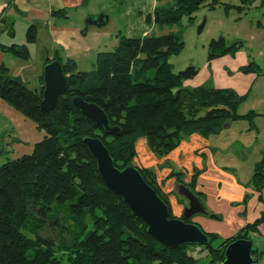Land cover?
<instances>
[{
	"label": "trees",
	"instance_id": "16d2710c",
	"mask_svg": "<svg viewBox=\"0 0 264 264\" xmlns=\"http://www.w3.org/2000/svg\"><path fill=\"white\" fill-rule=\"evenodd\" d=\"M206 1L173 0L172 5L155 9L154 22L158 26L174 24L187 16L193 23L194 14ZM254 2L241 0L239 10H249ZM213 3L209 5L211 9L220 0ZM66 13L59 10L54 15L67 18ZM147 21L152 22L151 15ZM37 36V28L29 27L27 43H35ZM243 46L241 40L231 43L223 38L212 40L208 60L234 55ZM0 48L22 60L31 57L27 44H0ZM183 48L179 33L121 37L114 51L98 53L96 69L92 72L79 71L74 59L63 60L60 54L54 55L52 60L61 62L67 78V97L81 96L99 105L111 125L120 126L117 136L107 134L63 97H59L52 112L44 111L41 108L45 90L43 75L40 89L32 90L11 77L6 66H0V98L45 133L31 154L0 166V264H67L57 257L52 240L39 235L44 224L37 223L33 212L46 218L53 213V219L62 215L72 221L77 232L71 234L74 250L68 254V264H199L200 258L194 252L201 247L207 251L205 257L209 264H223L230 243L252 240V234L259 233L264 212L232 237L221 238L205 232L210 238L208 245L164 246L133 216L122 198L106 187L95 158L83 142L88 136L100 137L115 165L124 169L135 166L137 142L142 138L155 155L165 157L192 135L204 138L219 135L229 123L236 121H247L250 130L258 132L255 124L258 114L239 113L245 96L208 85L183 87V78L174 73L169 62ZM50 61L47 58L45 65ZM242 70L258 72L261 67L251 63ZM151 71L155 73L150 78ZM138 169L169 206L170 218L176 217L169 195L163 192L155 172L149 168ZM201 172L196 170L189 183L185 182L183 172H172L170 176L198 197L206 210L201 216L221 220L220 215L207 208L206 195L197 191ZM248 186L260 193V200L264 202V157L255 165ZM183 199L180 197L181 202ZM87 216L93 220L94 230H88ZM194 217L186 220L183 215L181 219L193 222ZM214 242L217 244L213 245ZM61 245L62 242L59 249ZM252 253L258 256V261L263 255L254 248Z\"/></svg>",
	"mask_w": 264,
	"mask_h": 264
},
{
	"label": "crops",
	"instance_id": "0c3cea01",
	"mask_svg": "<svg viewBox=\"0 0 264 264\" xmlns=\"http://www.w3.org/2000/svg\"><path fill=\"white\" fill-rule=\"evenodd\" d=\"M86 1L88 0H54V2L52 0H0V44L7 46L27 44L30 50L26 34L31 26H35L38 30L35 44L44 35L51 39L50 49L45 43L44 55L40 58L37 70L32 75L33 90L40 89L42 85L41 77L47 58L52 60L55 54H60L63 60L74 59L71 44L80 36L82 27L56 22L54 18L65 19L66 17L55 16L54 12L66 10L68 18V9L80 8ZM137 1L139 12L146 16L144 20L138 22L133 35L120 32V38H143L146 35H154L151 33L153 27L157 26L154 22V12L157 7L164 4L160 3V0ZM55 6L56 9H54ZM252 9H264V0H255ZM150 15L152 22L148 23L147 17ZM19 24L21 33H18ZM18 35L21 42L17 41ZM258 36H261L259 40L264 45L263 21L256 22L253 35L245 40L250 43L248 47L243 46L234 55H226L212 61L206 60L204 69L199 74L194 70L190 77L183 80V87L186 88L208 85L216 89H231L238 95L245 96L246 100L240 106L239 113L245 115L251 111L256 112L258 117L255 119V124L258 132L250 130L247 121H243L245 124H241L242 121H236L229 123L219 135L209 138L198 134L192 135L165 157L155 155L149 149L146 139L142 138L137 142V156L134 160L136 167L149 168L155 172L162 190L169 195L175 214H182L186 205L176 194L179 184L175 177L170 176L171 173L183 172L186 175L185 181L189 183L195 171L201 170L197 180V191L206 195L207 208L223 217L222 225L226 231L224 237L227 238L237 234L247 224L256 221L264 212V202L260 200V193L248 186L255 165L264 157V51L251 46L253 42L258 41ZM30 53V59L23 60L26 63L33 59L31 50ZM258 58L262 60L261 65L257 64ZM20 60L22 59L0 48V66H6L11 77L29 87L20 75L13 72L14 68L24 67L20 66L18 62ZM251 63L261 67V70L244 72L242 69ZM0 114L4 121L0 129V156H4L8 161L31 154L35 145L45 137L41 134L42 131L39 132L34 122L28 120L1 98ZM196 217L199 218L197 221L194 219L196 224L203 225L211 232H217L209 228L212 226L210 221L212 219L201 215ZM252 241L254 249L259 252L264 250L262 249L264 223L259 227V233L252 234Z\"/></svg>",
	"mask_w": 264,
	"mask_h": 264
},
{
	"label": "rangeland",
	"instance_id": "374dc122",
	"mask_svg": "<svg viewBox=\"0 0 264 264\" xmlns=\"http://www.w3.org/2000/svg\"><path fill=\"white\" fill-rule=\"evenodd\" d=\"M52 1L54 2V0ZM161 2L164 4L163 6L173 4V0H160V3ZM213 2L214 0L206 1V4L194 14L195 21L193 23H190L189 18L185 16L180 22L161 26L157 25L152 29L151 33L157 36L170 33L181 34L184 41V48L179 55H174L169 60L174 73L177 75L181 76L191 68H195V73L199 74L200 71L204 69V63L208 60L209 44L212 40H220L223 38L226 42L231 43L238 39L244 41L245 48L248 47L250 43L245 40L253 35L254 30H256V22H264V9H252V5L250 8L251 10L244 9L240 11L239 7L242 6L241 0H220V3L215 5L214 9H211L209 5L211 3L214 4ZM226 5L229 7H226ZM138 8L139 2L137 0H126L125 2L124 0H88L83 3L80 8L68 9V18H54L58 23H66V25L69 26L77 25L78 27H82L80 30V36L76 38V40H73L71 44V52L74 55L73 58L77 62L79 71H94L96 69L98 53L114 51L119 45L120 32L122 34L128 33L132 35L136 32L135 28L138 26V22L144 20L146 16L145 14H141ZM54 9H56V6ZM102 15L108 17L106 24L101 27L89 26L88 31L84 33L87 20ZM204 20H206V24L202 32L199 33L198 28L202 25ZM20 27L21 25L19 24L18 33H21ZM260 37L261 36H258V41L253 42L251 46L255 49H261L264 51V45H262L260 42L261 40H259L261 39ZM17 41H22L19 35ZM50 41L51 39L48 38L47 35H44L38 40L37 44L31 43L30 50L33 52L32 61L26 63L25 61L20 60L18 61L20 62L19 64H21L20 66L24 67L13 69L14 74L20 75L23 81L27 83L32 90L34 89L32 75L36 72L38 62L40 61V58H42V55H44L45 43L49 45L48 48L51 47ZM258 46H260V48H258ZM256 61L257 64H262V60L259 58ZM154 73V71H151L148 73V77H153ZM194 76L195 74L193 77ZM3 124L4 121L1 119L0 114V129ZM241 124L245 123L242 121ZM41 134L45 135L44 132H41ZM6 161L7 160L4 156H0V166L5 164ZM230 171H232V169H230ZM177 191L176 194L179 195ZM178 197L180 200V197L183 196L179 195ZM183 202L188 206V200L186 198L185 200L183 199ZM32 214L39 220H37V223L44 224L43 228L38 231L39 235L52 240L57 257H60L68 264V254L74 250V242L71 234L72 231H76L72 221L62 215H58L57 218L53 219V213L49 214L48 218L39 213L33 212ZM173 214L178 218L183 216V213L175 214L174 211ZM221 218V220H210L212 226L209 228L217 232H211L203 225H198H200L203 231L208 234L214 233L218 234L221 238H227L224 237L226 231L222 225L224 223L222 221L223 217L221 216ZM194 219L195 221L199 220L198 217H194L193 222ZM85 222L89 231L94 230L93 220L90 216L85 218ZM27 233L31 234L33 232L28 231ZM61 242L62 245L59 249ZM216 244L217 242H214L213 245ZM262 249H264V247H262ZM261 252H263V255L260 260L254 264H264V250ZM206 254L207 251L203 247L195 250L194 255L200 258L199 264H209V260L205 257Z\"/></svg>",
	"mask_w": 264,
	"mask_h": 264
},
{
	"label": "water",
	"instance_id": "95a60500",
	"mask_svg": "<svg viewBox=\"0 0 264 264\" xmlns=\"http://www.w3.org/2000/svg\"><path fill=\"white\" fill-rule=\"evenodd\" d=\"M108 21L107 16L89 18L86 22L85 32L89 26L101 27ZM206 20L198 28L201 33ZM195 68L189 69L181 76L190 77ZM44 94L41 108L52 112L56 107L59 97L65 98L76 110L91 119L97 126L102 127L107 134L119 135L120 126H112L105 111L94 102H87L81 96L67 97V78L61 62L51 60L43 68ZM84 144L95 158L98 172L106 187L120 196L129 207L133 216L141 220L148 233L169 248L180 245L205 246L210 244L209 236L200 225L186 222L184 219L170 218L169 206L144 179L140 170L135 166L120 169L115 165L109 149L100 137H85ZM178 194L188 200L183 215L186 220L196 215L206 214V210L198 197L184 185H179ZM253 241L239 239L228 245L224 254L223 264H254L258 256L253 255Z\"/></svg>",
	"mask_w": 264,
	"mask_h": 264
}]
</instances>
